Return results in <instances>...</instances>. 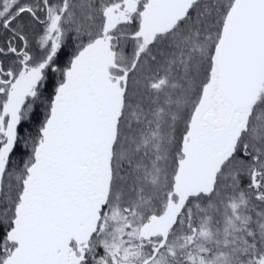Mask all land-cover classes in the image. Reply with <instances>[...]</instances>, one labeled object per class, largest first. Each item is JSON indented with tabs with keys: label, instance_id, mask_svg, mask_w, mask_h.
<instances>
[{
	"label": "snow or ice",
	"instance_id": "obj_1",
	"mask_svg": "<svg viewBox=\"0 0 264 264\" xmlns=\"http://www.w3.org/2000/svg\"><path fill=\"white\" fill-rule=\"evenodd\" d=\"M0 264H264V0H0Z\"/></svg>",
	"mask_w": 264,
	"mask_h": 264
}]
</instances>
